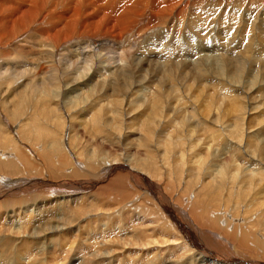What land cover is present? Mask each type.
Listing matches in <instances>:
<instances>
[{"label": "bare ground", "instance_id": "bare-ground-1", "mask_svg": "<svg viewBox=\"0 0 264 264\" xmlns=\"http://www.w3.org/2000/svg\"><path fill=\"white\" fill-rule=\"evenodd\" d=\"M209 20L217 32L205 26ZM243 25L253 30L238 31ZM128 35L141 38L137 55L120 56L110 62L113 67L99 68L101 53ZM236 50L251 77L239 89L243 60L233 58ZM263 50L264 0H0V95L28 80L18 98L29 107L27 113L9 116L19 122L20 135L0 109V257H9L0 264L50 260L56 236L82 219L89 221L96 211L102 218L108 212L109 220L122 217L115 241L97 251L86 247L67 264L84 257L94 264H264V121L257 116L253 121L248 113L250 107L264 116ZM190 66L194 72H185ZM154 74L160 76L151 98L132 103L129 95L144 98V89L155 84ZM65 91L75 93L64 98ZM180 107L194 120L184 121ZM131 109H141L140 118L146 113L151 118L143 124L145 134L137 146L142 150L134 154L148 159L161 147L159 168L136 164L138 157L128 166L132 161L113 156L132 140L133 133L121 141L115 135ZM74 121L91 126L88 134L78 131ZM48 122L56 132L59 127L67 131L66 140L53 136L52 128L44 138ZM152 123L160 140L148 145L156 134ZM101 126L110 128L103 140L97 136ZM26 143L31 146L24 148ZM98 152L100 158L92 161ZM170 152L180 162L174 169L166 159ZM135 165L144 166L151 179L135 172ZM38 167L44 178L26 177ZM134 178L137 196L125 181ZM65 186L77 194L67 193L63 200L66 194L55 192ZM25 196L39 198L1 206ZM88 197L99 205L107 199L91 209ZM29 202L34 204L23 207ZM147 204L153 209L150 221L142 215ZM69 257L66 251L62 258Z\"/></svg>", "mask_w": 264, "mask_h": 264}, {"label": "rangeland", "instance_id": "rangeland-1", "mask_svg": "<svg viewBox=\"0 0 264 264\" xmlns=\"http://www.w3.org/2000/svg\"><path fill=\"white\" fill-rule=\"evenodd\" d=\"M215 7V6H214ZM218 14V13H217ZM207 24H205V26L208 28V30H210V31H213V32H217V29H216V27L215 26H213V25H211L210 26V20L209 21H207L206 22ZM208 23H209V25H208ZM246 27H244V25L243 26H240V27H238V31H241V30H243L244 31V29H246V28H248V32H250V31H252L253 30V28H252V26L251 25H249V26H247V25H245ZM208 30H206V32L208 31ZM233 30H235V29H233ZM131 37V38H130ZM135 38H136V36H135ZM134 38V35L133 36H131V35H128L127 37H126V40H125V42H123V43H119V44H112V47L110 48V50L106 53V52H102L101 54L102 55H100L99 57H98V59L100 60V62H102V63H100L99 64V68H101V66H102V68L101 69H108L107 68V66L108 67H113L112 65H111V63L110 62H113V61H117V60H119V58H120V56H123V55H126V57H127V55L128 56H134L135 57V55H137V45H138V42L140 41L139 39H141V38H138L137 37V41H136V39ZM211 40L213 39V37H211L210 38ZM221 39V38H220ZM225 40H227V39H225ZM133 41H134V43L135 44H133ZM130 42V43H129ZM123 44V45H122ZM130 44V45H129ZM132 44V45H131ZM117 45V46H116ZM118 45H121V47L119 46L118 47ZM134 45V46H133ZM136 45V46H135ZM114 46H116V48L114 47ZM122 46H124V47H122ZM128 46L130 47L129 49H127L128 48ZM114 48V49H113ZM121 49V48H125V49H121V50H118V49ZM135 49V51L136 52H134L133 50ZM133 49V50H132ZM119 51H120V53L121 54H119ZM133 51V52H132ZM238 50H236V52H237ZM89 53H93V54H97V53H95V52H89ZM105 53V54H104ZM113 53H114V55H113ZM179 54H181L182 52H178ZM220 52H218V54H219ZM104 54V55H103ZM112 54V55H111ZM118 54H119V56H118ZM232 55V54H231ZM263 55H264V50H263ZM241 56V52L240 51H238L237 52V54H236V56H233V58H235L236 59V61L238 60L239 62H241V60H243V58H241L240 57ZM225 57V56H224ZM226 57L227 58H229L230 57V50H228L227 51V54H226ZM225 57V58H226ZM262 57H264V56H262ZM261 57V55H260V58H261V60H263V58ZM101 58V59H100ZM102 58H105V59H102ZM113 58V59H112ZM115 58H116V60H115ZM226 58V59H227ZM110 59H112L111 61H110ZM109 60V61H108ZM67 62V65H69L70 64V62L67 60L66 61ZM81 62H82V59H81ZM109 63V64H108ZM79 64V63H78ZM87 64H90V62H88ZM102 64H105V65H102ZM107 64V65H106ZM83 66H84V64H82ZM87 66V65H86ZM244 66V67H243ZM246 63H245V61L243 60L242 61V64H241V71H240V76L237 78V83L240 85V86H238L237 88L239 89L240 87H241V84H240V82L241 83H243V82H246V80H248L249 78H251V77H249V70H250V68L248 67V70L246 69ZM28 68H30V66L28 67ZM201 67H200V65H198L197 67H196V69L195 70H199ZM4 70V68H1V71H3ZM114 70V69H113ZM146 70V69H145ZM185 72H188V71H192V72H194V68L193 67H186V69L184 70ZM243 71V72H242ZM248 72V73H247ZM244 73V74H243ZM107 74L108 73H103V75H104V78L106 79L107 77ZM257 74V73H256ZM159 76H160V74H154V79H155V84L153 85V83H152V85H148V86H150L149 87V89H147V87H146V89H144V91L143 92H145L146 93V96H144V98H143V96H139L136 92V94L134 93L133 95H129V97H131L132 96V103H133V101L135 100V98H142L143 99V101L145 102V101H147V99H150L151 98V96L150 95H152V91H153V89H151L152 88V86H153V88L155 87V85H156V83H157V79H159ZM254 77V76H253ZM252 77V78H253ZM205 79H209V76H207ZM262 79V78H261ZM98 80H104L103 79V76H102V78L100 77V78H98ZM242 80V81H241ZM250 80V79H249ZM252 80V79H251ZM257 80H259V77L257 78ZM28 80H26V81H24V82H22L20 85H17V84H15L13 87H14V90H13V92H9L8 94L9 95H7V94H4V95H0L1 97H0V109L3 111V114L5 115V117H7V119L9 120V124H11L12 125V128H14V133L16 134V135H20V133H19V122L17 121V119H11L9 116H10V114L12 115V114H21L20 113V111H24V112H26L27 113V111L29 110V107L26 105V107H24L23 105V102L21 103L20 101H19V98H18V96L20 95V92H19V87H21V86H24L23 88H25V86H27L28 84H26V82H27ZM231 81V80H230ZM204 82V81H203ZM202 82V83H203ZM232 83V82H231ZM62 84H65V81H61V85ZM147 86V85H146ZM244 86V85H243ZM2 87H3V89H4V87H5V84H2ZM82 88H85L84 86H81ZM193 88H194V86H193ZM246 88V87H245ZM244 89V88H243ZM207 90V89H206ZM204 91V92H206L207 94L210 92H212L211 90H207V91ZM1 92H3V91H1ZM17 92V93H16ZM13 93H15V94H13ZM19 93V94H18ZM74 93L75 92H69V91H65V93H64V98H68V97H71V96H73L74 95ZM141 94V93H140ZM7 96V97H6ZM14 98H13V97ZM10 97H11V99H10ZM148 97V98H147ZM1 99H3V101L1 100ZM6 99V100H5ZM216 99H218V97L216 96ZM8 100V101H7ZM12 101V102H11ZM15 103H14V102ZM2 102V103H1ZM10 102V103H9ZM132 103H130L129 105H131ZM127 105V104H126ZM194 105H196V103H194ZM198 107H199V103H198ZM198 107H195V108H198ZM179 110H180V112H182L183 113V118H184V121H186V120H194V118H192L191 116H189L188 114H187V110L186 109H184L183 107H180V108H178ZM133 111H134V113H133ZM135 111H137V113L135 112ZM19 112V113H18ZM141 112V109L140 110H136V109H131V110H129V111H127L126 110V112H124L125 114V127L123 128V133H122V131H120V132H118L119 134H117V133H115V135L117 136V138H116V140L118 139V137H119V141H121V137L123 136L124 137V135H130V133L132 134V140H128V141H126L125 142V146H123V148L121 149V147H120V149H119V152L117 151V152H115V153H117V154H113V156H114V158H116V159H119V160H123L124 159V161H132V162H130V163H128V166H130L134 161H136V157H138L139 158V160H138V162L136 163V164H145V165H147V167L148 166H150L152 169H156V166H157V168H159L158 166H160L161 165V161H160V159H161V156H162V154L163 153H161V147H160V149H159V152L157 151V150H154V153H153V155L152 156H150V158H148L147 159V157L146 156H142V155H140V156H136L134 153L137 151V150H142V149H140V147H138L137 148V146L140 144V142H141V138L143 137V135L145 134V125H143L146 121V118H147V122L148 121H150L151 122V118H150V116L146 113L145 114V116L144 117H139V115H138V113H140ZM189 112L191 113V111L189 110ZM255 114H254V113ZM264 112V111H263ZM91 113V112H90ZM90 113L89 114H82V115H78V118L80 119V118H85V117H88L89 115H90ZM248 113H250V114H253L251 117H253V121H254V117L255 116H257L258 117V120H262V121H264V116L262 115V114H260V115H258V113H259V111H256V110H254V111H252V112H250V107H248ZM25 114V113H24ZM128 114V115H127ZM132 114V115H131ZM257 114V115H256ZM130 115L132 116V117H130ZM126 117H129V118H126ZM86 119H88V118H86ZM127 119V120H126ZM256 119V118H255ZM131 120V121H130ZM42 120H40V119H38L37 120V122H41ZM155 121H157V120H155ZM159 121V120H158ZM157 121V122H158ZM18 122V123H17ZM229 122V121H228ZM256 123H257V119H256V121H255ZM50 122H48L47 124H48V126H47V128H46V130L43 132L44 134H45V137L44 138H47V137H50V134H49V132L47 131V130H54L55 131V129H54V124H53V126H52V123H51V125L49 124ZM74 123L76 124V126H78L77 128L79 129L78 131H81L82 132V134H84V135H86V134H88V131H89V129H91V126H89L88 124H86V123H83L82 124V126H81V121H74ZM101 123H103L102 121H101ZM65 124V123H64ZM85 125H87V126H85ZM16 126V127H15ZM85 126V127H84ZM129 126V127H128ZM149 126H151V129H153V133L155 134L154 135V137L152 136L151 138H152V140H151V142L150 143H148V145H151V143H154L155 141L157 142V139H159L160 137H158V131L156 130L157 129V126H155V124H150ZM84 127V128H83ZM102 127V126H101ZM16 128V129H15ZM52 128V129H51ZM64 128V127H63ZM103 128V129H102ZM101 128V130H102V132L100 133V134H102V135H100V134H98L97 136H99V137H101L102 138V140H103V138H104V135L106 134V132H107V130H110V128H104V127H102ZM4 129V128H3ZM2 129V130H3ZM83 129H84V132H83ZM15 130H16V132H15ZM106 130V131H105ZM127 130V131H126ZM64 131V132H63ZM130 131V132H129ZM63 132V133H62ZM65 132H66V134H65ZM108 133V132H107ZM127 133V134H126ZM63 134V135H62ZM62 135V136H61ZM65 135H66V137H67V135H68V133H67V131H65V130H63L61 127H59L58 129H57V132L55 131V134L53 135V136H56L57 138H60V140L62 139V140H66L65 138ZM64 136V137H63ZM160 136V135H159ZM121 138V139H120ZM136 138H138L139 139V141H137L136 140ZM154 138V139H153ZM163 138V137H162ZM28 139H31V138H28ZM100 139V138H99ZM135 139V140H134ZM156 139V140H155ZM57 140V139H56ZM101 140V139H100ZM160 140V139H159ZM66 142V141H65ZM27 146L28 147H30L31 146V144L29 143H26V145L24 146V148H27ZM151 147V146H150ZM152 148V147H151ZM37 150H38V146H37ZM37 150H36V153H37ZM73 149H71V151H72ZM123 151H125V152H123ZM73 152V151H72ZM120 152H121V154H120ZM155 152L157 153L156 154V156H155ZM30 153V154H29ZM29 153H27L28 155V157H30V158H34V163L36 162V160L37 159H35V157H34V154L33 153H31V152H29ZM129 153V154H128ZM98 155H94V157L92 158V161L93 160H97L98 158H100V153L98 152L97 153ZM120 154V155H119ZM122 154H124V155H122ZM170 155H168L169 157H166V159H167V161L169 162L168 164L169 165H171V169H174V167H176V165H179L180 164V162H178L177 163V161H176V157L174 158V156H175V154H173L172 152H170L169 153ZM32 155V156H31ZM174 155V156H173ZM65 156V155H64ZM98 156V157H97ZM177 156V155H176ZM135 157V158H134ZM155 157V158H154ZM122 158V159H121ZM141 158V159H140ZM142 158H146V159H143L142 160ZM155 159V160H154ZM67 160V159H66ZM142 160V161H141ZM150 160V161H149ZM148 161V162H147ZM158 162V163H157ZM149 164V165H148ZM156 164V165H155ZM158 164V165H157ZM155 165V166H154ZM136 166V169H134L135 170V172L137 171V173H141L143 176H145L146 177V175H147V177H148V179L150 180L151 178V176L149 177V174L145 171V169H143L142 170V168L141 167H144V166H138V165H135ZM132 168H134V167H132ZM166 168H168L167 166H166ZM170 168H168V169H170ZM170 169V170H171ZM141 170V171H140ZM43 170H42V168L41 167H38L35 171H33V172H31V173H29V174H27L26 175V177L27 178H31V177H34V176H39V175H42L43 174ZM127 176V175H126ZM41 177H43L44 178V176L42 175ZM136 177H138V176H136ZM146 177V178H147ZM81 177H79L78 179L77 178H73V180L75 181V182H79V181H81L82 180V178L80 179ZM87 179H89V178H87ZM133 180V181H132ZM136 182H135V181ZM128 184H129V186H130V193H131V195H133V196H137V195H140V193H138V191H139V189H137L136 187H135V185L137 184V179L136 178H134V179H127V180H125ZM132 183H130V182ZM152 181H154L155 183H157V184H160V182L158 181V180H156L154 177H152ZM134 182H135V185H134ZM133 185V186H132ZM140 186V182L138 183V187ZM160 186V185H159ZM68 186H65L63 189H62V191H56L55 193H61V192H63V194H66V196H65V198L63 199V200H65L66 199V197L69 195V194H71V195H69L68 197H72V195H74V194H77V192H71V189H69V187L67 188ZM132 187V188H131ZM162 188H163V186H162ZM65 189H67V190H65ZM65 190V191H64ZM68 191V192H67ZM166 191V190H165ZM92 192V191H91ZM54 193V194H55ZM67 193H69V194H67ZM86 195H88V193H85L84 194V196L86 197ZM109 196L111 195V199L114 197V195L115 194H112V192H111V194L109 193L108 194ZM108 195H106L107 197H108ZM64 196V195H63ZM78 196H81V193H79L78 194ZM132 196V197H133ZM132 197L130 198V199H132ZM37 198H39V197H33V196H25V197H22V198H11V199H9L8 201H6V202H3L2 203V207H5V206H11L13 203H15V202H28V201H32V200H35V199H37ZM63 198V197H62ZM73 198V197H72ZM12 199H16V200H12ZM98 200H99V198H97ZM107 198L105 197V198H102V199H100L99 201H100V205H99V203L97 202L96 203V199H94V200H92V197H88V200L87 199H85V201L87 200V202L89 203V205H90V208L91 209H94V208H97V207H99V206H101L102 204H103V201H105ZM114 199V198H113ZM92 200V202H90ZM115 200V199H114ZM61 201V200H60ZM139 201H141V199H139L138 200V202ZM142 203H147V201H145V202H143V201H141ZM141 202H139V203H141ZM1 203V202H0ZM31 203V204H30ZM32 204H34L33 202H29V204H24L23 205V207H26V208H28V207H30ZM151 204V203H150ZM40 205V204H39ZM149 205L147 204V207H146V210H143V212H142V215L144 216V218H145V220H147V221H150L152 218H151V216H152V213H153V209H152V207L151 206H149ZM16 207V206H15ZM70 207H72V209L71 210H73V211H75V208L73 207V206H70ZM14 210H16L17 212H16V214H18L19 213V209L17 210V208L16 209H14ZM78 210V209H77ZM154 210H155V213H156V208L154 207ZM66 212H69V210H65ZM147 211V212H146ZM149 211H150V213H149ZM100 211H96V213L92 216V217H90V220L88 221V219H82V222L81 221H79L78 223H76V225H75V227L74 228H72L71 230H65V233H62L61 235H62V237H61V235H58V236H56V239H55V241H54V243L53 244H55L57 247H59V249L56 247V249H53L52 251H54V252H52L51 251V256H52V258L50 257V260H46L44 263H42V264H67L69 261H70V259H71V257L72 256H74L75 254L74 253H76V255H77V253L78 254H80V253H85V252H87L86 251V249H88L89 251H97V250H99V249H101V248H103L104 246H111L112 244H113V242L115 241V239H116V235H117V233L116 232H118V228H119V226L120 225H122V217L121 216H119V215H117V217L119 218L118 219V221L116 220V219H114V220H109L108 218H106V217H108L107 215L109 214L108 212L106 213L105 212V216H104V218H102V216H101V213H99ZM15 214V215H16ZM54 214V213H53ZM57 214V213H56ZM98 214V215H97ZM13 215V214H12ZM33 215V214H32ZM31 215V216H32ZM96 216V217H95ZM99 216V217H98ZM101 216V217H100ZM59 216L58 215H55V218L53 219V220H56L57 218H58ZM93 217H94V219H93ZM98 217V218H97ZM149 217V218H148ZM95 218H96V220H95ZM150 219V220H149ZM124 220H126V218H124ZM100 221V222H99ZM109 221V222H108ZM118 223H117V222ZM81 222V223H80ZM99 222V223H98ZM95 223V224H94ZM101 223V224H100ZM105 223V224H104ZM116 223V225H114ZM81 224L83 225V226H81ZM102 225V226H101ZM113 225V226H112ZM116 228H115V227ZM149 228H152L153 227V225L150 223L149 225ZM78 227V228H77ZM88 227V228H87ZM99 227V228H98ZM103 227H105L106 229L104 230V228ZM113 227V228H112ZM118 227V228H117ZM82 228V229H81ZM84 228V229H83ZM86 228V229H85ZM105 231V232H102L103 230ZM114 229V230H113ZM73 230V231H72ZM75 230V231H74ZM79 230V231H78ZM83 230V233L81 232ZM84 230H85V232H84ZM108 230V231H107ZM68 231H70V233L68 232ZM81 232V233H80ZM100 232H101V234H100ZM106 232H109V234L108 233H106ZM78 233L80 234V236L78 235ZM85 233H86V235H85ZM96 233V234H95ZM69 234V235H68ZM161 234H164V233H161ZM72 235V236H71ZM78 235V236H77ZM94 235V236H93ZM103 235H105V236H103ZM55 236V235H54ZM99 238H98V237ZM105 237V240H103L104 242L103 243H101L100 241H102V240H100V239H103V237ZM74 237V238H73ZM96 237V238H95ZM63 238V239H62ZM60 239V240H59ZM81 239H83V240H81ZM64 240V241H63ZM81 240V241H80ZM95 240V241H94ZM62 241H63V243H62ZM112 241V242H111ZM56 242V243H55ZM85 243V244H84ZM112 243V244H111ZM74 244V245H73ZM73 245V246H72ZM85 246V247H84ZM103 246V247H102ZM72 247V249H70ZM86 247H88V248H86ZM86 248V249H85ZM85 249V250H84ZM71 250V251H70ZM83 250V251H82ZM67 251V256H70L69 257V259L67 260V259H63L62 257H64V255H65V252ZM56 252H58V253H56ZM61 252V253H60ZM53 254V255H52ZM61 254V255H60ZM70 254V255H69ZM56 255V256H55ZM59 256V257H58ZM54 257V258H53ZM128 259V258H127ZM7 260H9V257H7V256H1L0 257V262L1 263H4V261H7ZM67 260V261H66ZM85 260V261H84ZM50 261H53V262H51L50 263ZM59 261V262H58ZM65 261V262H64ZM82 261H83V263H82ZM55 262V263H54ZM94 264V262H90L87 258L85 259V257L84 258H80L79 260H78V262L76 263V264ZM105 264H109V263H105ZM114 264H116V263H114ZM117 264H119V263H117ZM120 264H124V261L123 262H120Z\"/></svg>", "mask_w": 264, "mask_h": 264}]
</instances>
